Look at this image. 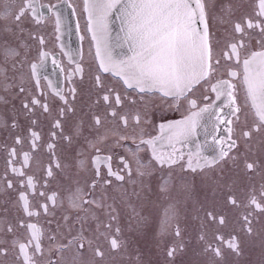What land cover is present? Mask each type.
I'll list each match as a JSON object with an SVG mask.
<instances>
[{"label":"flooded vegetation","instance_id":"af4514ba","mask_svg":"<svg viewBox=\"0 0 264 264\" xmlns=\"http://www.w3.org/2000/svg\"><path fill=\"white\" fill-rule=\"evenodd\" d=\"M24 3L25 0H0V249H7L6 255L0 252V264H22L17 259L18 249L13 246L14 241L24 242L29 238V232L20 226L21 221L36 223L43 229V255L35 257L37 264H133L132 256L139 258L138 264H181L183 262L180 258H205L211 255V252L203 250V242L198 238L201 232L199 218L203 217L204 210L209 207H216L218 211L226 208L231 213L230 206L224 203L226 197L231 194L238 200L246 201L253 188L258 191L261 184H264V171L257 169L254 173L246 172L243 157L236 164L226 158L213 167L205 168L203 172L198 170L193 173L187 170L185 162L190 156L195 162L197 153L209 159L217 155L218 146L213 141L214 136L217 140L227 137L224 130L226 126L217 125L214 129L213 120H201V126L197 127L194 136L175 145L176 152L182 159L172 166L157 164L152 159V149L140 144L141 136L144 139H154L166 135V132L161 133V124L183 120L205 105H211L215 101L211 85L207 81L201 82L188 93L187 98H181L178 102L171 97H163L159 92L145 94L128 89L119 78L99 69L95 42L87 30L84 0H37L38 5L42 6L39 12L43 13L40 23H36L27 12L16 21L15 17ZM229 3L235 6L231 16L234 21L252 14L256 0H216V14L220 15V7ZM53 11L60 13V32L56 31ZM211 24L218 41L214 47L216 54L221 57L222 66L211 77L215 82L218 79H229L227 67L230 62L223 59L222 52L232 36V26L231 23H219L215 20ZM39 37H43V44L39 43ZM258 38L257 33L251 39L250 47L241 50V60L249 51L259 50ZM7 47L15 48L18 55L6 56L4 50ZM41 52L48 54L43 60ZM33 64L37 65L35 74L31 67ZM77 64L83 67V78L76 72ZM97 75L101 78L102 87L96 86ZM233 83L237 84L241 126L250 127L254 121L246 106L244 88L238 80H233ZM21 87L24 92L20 91ZM73 87L76 89L75 98H72L70 92ZM109 89L119 92L123 101L121 106L113 105L118 113L116 118L108 114L109 105L102 100ZM56 91L62 92L74 109L66 112L62 118L64 133L71 134L77 127L81 131L71 145L60 137L59 130L52 127L59 109L65 107ZM204 96L210 99L205 100ZM33 98L47 103L51 115L43 113L39 106L30 105L33 112L25 109L23 104L30 103ZM189 99L197 101L196 109L190 107ZM215 102L219 108H223L224 113L228 112L223 100ZM137 114L141 118L139 124L133 119ZM97 115L102 120L100 126L94 123V116ZM121 115L128 117L127 127L119 119ZM33 119L37 120L35 125L31 123ZM13 122L16 127H12ZM29 129L40 133L41 139L35 151L30 148ZM52 131L58 133L54 141ZM239 133L238 127L233 133V139H238ZM120 136H128L129 139L120 140ZM253 136L252 151L248 153V159L258 161L264 167V133H254ZM17 137L21 139L20 144L16 143ZM132 137H136L135 143L132 142ZM50 142L56 144L54 156L47 148ZM137 144L143 150L134 156L127 149L135 151ZM156 147L162 153L173 150L166 142L161 144L158 141ZM13 148L17 154L15 158H11L10 166L9 152ZM97 148L99 152L96 151ZM24 152H29L31 156L29 165L24 167L25 173L33 176L37 192L44 191L48 196L56 195L54 205L45 197L33 196L31 189L26 186L22 189L20 181L25 178L11 172L12 166L22 167ZM96 155H111L114 170H119L120 167L117 158L125 157L131 164V177L121 172L125 175L124 181L108 177L112 180L111 185L98 184L92 190L89 185L95 172L91 161ZM138 159L148 165L146 169L140 170L147 171L150 175H138ZM56 160H59L62 168L55 167ZM81 161L85 166H81ZM49 166L53 170L51 177L45 172ZM100 171L103 178L106 173L103 163L100 164ZM6 179L12 181L11 189L7 188ZM23 190L28 192L31 210L38 211L39 216L28 217L24 213L18 199ZM77 190L84 200L94 198L103 207L95 204L74 207L70 197ZM43 203L49 206L47 214L40 207ZM235 211H238V222L236 220L227 227L213 231L218 230L225 237L235 232L240 236L241 249L254 248L260 213H254L253 235L248 236L240 230L239 222L241 213L248 210ZM78 217H87L85 228L88 230L84 235L93 239L91 247L86 241L74 239L80 228ZM97 218L102 222L100 230L121 242L119 250H112L107 240L102 237L97 240L93 235ZM103 224H111V229H105ZM177 226L181 230L185 248L174 260H170L166 253L178 242V238L174 236ZM9 227L12 232L8 231ZM50 236H55L56 239L50 240ZM208 239L212 240L211 231ZM82 242L85 247L81 250L78 245ZM212 243L213 247L217 246L214 240ZM61 245L66 247L61 248ZM97 246L105 253L103 259L95 256L94 249ZM220 246L223 253L229 251L223 245Z\"/></svg>","mask_w":264,"mask_h":264},{"label":"snow or ice","instance_id":"6c2138e0","mask_svg":"<svg viewBox=\"0 0 264 264\" xmlns=\"http://www.w3.org/2000/svg\"><path fill=\"white\" fill-rule=\"evenodd\" d=\"M37 0H25L24 7L20 9L16 15V21H19L27 12L36 23H40V18L43 13L39 12ZM234 5L229 3L220 7V15H217L214 9L216 8V0H84V12L87 14V30L91 33V38L96 45V56L99 61V69L104 73H110L112 76L119 78L123 85L128 89L138 90L139 93L159 92L163 97H171L174 101H179L181 98H187L188 93L201 82L207 81L211 85V92L215 94V101L223 100L224 106L228 108V112L224 113L223 108H219L214 101L211 105H205L199 111L192 112L191 115L183 120L172 121L167 124H161V133H167L161 137L154 139L140 138V144L146 145L152 149V159L157 164L164 166H172L179 163L182 157L177 154L175 145L187 140L196 133L197 127L201 126V120H213V128L217 125H225L224 130L227 132V137L222 140H217L213 137L214 143L218 146L217 155L209 159L206 156L196 154L195 162L190 158L185 162L187 170L195 173L198 170L203 172L205 168L213 167L219 164L226 158H230L233 164L240 161L243 157V168L248 173H254L257 169L264 171V167L258 161H250L248 153L252 151L251 142L254 140V133H264V0H256L255 8L252 14L244 15L241 18L232 20ZM114 11L121 12V19L124 25L125 40L128 42L129 51L131 53L127 59L115 60L111 54L108 44V18ZM56 17V31H61L62 19L58 11H53ZM227 17V19L225 18ZM219 23H231L232 36L227 41L225 49L222 52V57L225 61L230 62L227 67V76L229 79H218L215 82L211 80L212 75L219 70L221 66V57L216 54L214 47L218 43L215 39V33L212 28V21ZM259 34L257 43L260 45L259 50L249 51L248 54L241 60V50L250 47L251 39ZM59 39V37H57ZM82 39V37H81ZM39 43L45 41L43 37L38 38ZM6 56H16L18 52L15 48H5ZM43 60L48 54L41 52ZM235 65L236 67H233ZM42 66V65H41ZM32 71L35 74L37 65L33 64ZM237 68L240 70L238 71ZM83 67L77 64L76 72L83 78ZM233 80H238L245 91L246 106L249 107L253 117V124L241 126L240 113L241 106L237 103V84ZM97 87H102V81L99 75L95 77ZM39 81L37 79V85ZM24 92V88H20ZM72 98H75V87L70 90ZM65 107H61L58 111L57 118L53 120L52 127L59 130L60 137L72 144L74 138L81 134L80 128L77 127L71 134H65L63 130L62 118L66 112H72L74 109L69 105L68 98L62 92L56 91ZM205 100L210 99L204 96ZM102 100L106 105H109V115L113 118L118 116L116 107L121 106L123 101L119 92L109 89L102 96ZM99 101H97L98 103ZM134 102V101H133ZM190 107L196 109L198 107L195 99H189ZM31 106H39L43 113L51 115V110L47 103H42L41 100L33 98L30 103L23 104L25 109L33 112ZM115 105L116 107H113ZM223 113V115H221ZM205 114H207L205 116ZM122 124L127 127L128 117L126 115L119 116ZM136 124L140 123V116L137 114L133 117ZM33 125L37 120L31 121ZM96 126L102 124L99 115L94 116ZM245 121V125H246ZM12 127H16L13 122ZM240 128L239 138L233 139V133ZM30 148L35 151L38 147V142L41 139L40 133L29 129ZM56 131L51 132L53 141L57 137ZM120 140H128V136H120ZM132 142L135 143L136 137H132ZM161 144L167 143L172 147L169 153L158 151L157 142ZM16 143L20 144L21 139L16 138ZM140 144L136 145L135 151L131 148L127 150L134 156L137 152L142 151ZM243 144V147H242ZM47 148L54 156L56 144L50 142ZM242 149V150H240ZM239 150V151H237ZM99 152V149H96ZM16 149L13 148L9 152V165H12V159L16 157ZM119 170H114L112 167V156L93 157L91 163L94 167L95 177L89 187L92 190L97 188V185L107 186L112 184V180L108 177H114L116 181H124V172L129 177L132 175L130 162L125 157H118ZM31 156L29 152L23 153L22 167L17 168L12 166L11 172L21 178L22 189H31L33 196L45 197L46 200H51L53 205L56 201V195H46L44 191L37 192L36 181L33 176L27 175L24 167L29 165ZM106 167L105 176L101 177L100 164ZM138 175H150L145 165L139 159L137 160ZM81 166H85L81 161ZM55 167L62 168L59 160H56ZM48 177L53 176L52 166L45 170ZM46 183V182H45ZM7 188L11 189L13 183L6 179ZM165 182L164 188H166ZM43 187V185H42ZM163 190V189H162ZM77 193L70 197L74 207H80L81 204H95L97 207H103L94 198L84 200ZM24 213L28 217L39 216L38 211H33L30 208L29 195L26 190L20 191L18 196ZM225 205L230 206L232 210L247 209L239 216L240 230L248 236L253 235V216L259 212L264 214V184H261L259 190L255 188L249 193L246 201H241L235 195L229 194L226 197ZM44 213H48V204L40 205ZM111 207V206H109ZM114 218V217H113ZM67 219V218H66ZM80 228L77 230V237L81 241H86L91 247L93 239L84 235L88 229L87 217H78ZM199 240L203 242L204 251L211 252L217 259L223 261L224 253L220 245H223L227 250L235 253L237 256L241 254V239L237 233H232L225 237L218 230L213 229L223 228L228 226V210L221 208L219 211L216 207H209L204 210L203 217H200ZM96 228L93 230V235L99 240L101 237L107 240L112 250H119L121 242L114 236L107 235L102 232L99 219H96ZM21 227H24L29 232V238L24 241H14L13 246L18 249V257L22 264H37L35 257L43 255L42 239L43 229L36 223H25L21 221ZM105 229H111V224H103ZM12 232V228H8ZM212 232V240L217 242V246L213 247L212 240L208 239V233ZM119 232V228L116 229ZM174 236L178 238V242L174 243L166 255L170 260H174L178 253L184 251L185 245L182 242V233L177 226L174 231ZM50 240H55V236H50ZM71 243V241H69ZM61 248L66 245H61ZM85 244L79 243L78 248L84 249ZM0 252L7 254V249H0ZM95 256L103 259L105 253L97 246L94 249ZM51 264V262H49Z\"/></svg>","mask_w":264,"mask_h":264},{"label":"rangeland","instance_id":"374dc122","mask_svg":"<svg viewBox=\"0 0 264 264\" xmlns=\"http://www.w3.org/2000/svg\"><path fill=\"white\" fill-rule=\"evenodd\" d=\"M237 212L238 211L232 210L231 213H228V224H233L236 222V220L238 222ZM259 219V225L257 227L258 233L256 236L257 241L255 242L254 248L243 247L239 256H237L235 253L228 251L224 253L223 261L217 259L213 254L205 258H180V261L183 262L181 264H264V214L260 213ZM139 261V258L132 256L133 264H138Z\"/></svg>","mask_w":264,"mask_h":264},{"label":"water","instance_id":"95a60500","mask_svg":"<svg viewBox=\"0 0 264 264\" xmlns=\"http://www.w3.org/2000/svg\"><path fill=\"white\" fill-rule=\"evenodd\" d=\"M124 37L125 32L121 12L114 11L108 18V44L113 58L117 61L127 59L131 55L128 42Z\"/></svg>","mask_w":264,"mask_h":264}]
</instances>
